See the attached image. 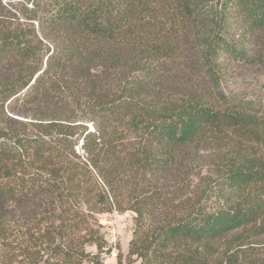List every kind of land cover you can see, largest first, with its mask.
I'll use <instances>...</instances> for the list:
<instances>
[{
  "label": "trees",
  "instance_id": "obj_1",
  "mask_svg": "<svg viewBox=\"0 0 264 264\" xmlns=\"http://www.w3.org/2000/svg\"><path fill=\"white\" fill-rule=\"evenodd\" d=\"M236 58L264 63V0H0L1 264H102L126 211L128 264H264V115L213 84Z\"/></svg>",
  "mask_w": 264,
  "mask_h": 264
},
{
  "label": "rangeland",
  "instance_id": "obj_2",
  "mask_svg": "<svg viewBox=\"0 0 264 264\" xmlns=\"http://www.w3.org/2000/svg\"><path fill=\"white\" fill-rule=\"evenodd\" d=\"M201 79L209 80V76L201 74ZM214 90L219 100L226 106L236 107L243 105V108L264 115V63L251 64L250 61L243 58H236L222 76L220 81H214ZM223 147L206 146L198 150H191V163L195 165L198 174L201 176H211L212 166L217 163L222 153ZM264 154V150L260 151ZM198 174L195 173L191 179V185L187 187L189 198L198 194L202 186V181ZM134 213L126 211L124 213H107L100 216V222L103 224V231L106 232V238L116 237V258L108 255L105 247L100 254L102 264H128V245L132 238L134 228ZM31 225V224H30ZM27 225L22 230L27 229ZM257 253L264 254V237L255 242ZM89 251L97 253L96 246H88ZM0 241V264L4 261V252H2ZM131 264H138L137 262Z\"/></svg>",
  "mask_w": 264,
  "mask_h": 264
},
{
  "label": "built area",
  "instance_id": "obj_3",
  "mask_svg": "<svg viewBox=\"0 0 264 264\" xmlns=\"http://www.w3.org/2000/svg\"><path fill=\"white\" fill-rule=\"evenodd\" d=\"M107 247L105 248L107 250L108 255H110L112 258H116L117 252H116V237L113 236L112 239H107Z\"/></svg>",
  "mask_w": 264,
  "mask_h": 264
}]
</instances>
